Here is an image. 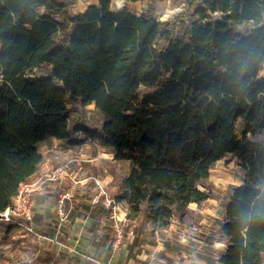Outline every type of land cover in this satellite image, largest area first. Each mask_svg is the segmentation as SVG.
Listing matches in <instances>:
<instances>
[{"label":"trees","instance_id":"obj_1","mask_svg":"<svg viewBox=\"0 0 264 264\" xmlns=\"http://www.w3.org/2000/svg\"><path fill=\"white\" fill-rule=\"evenodd\" d=\"M98 1L72 16L62 0H0V214L53 138L128 162L115 200L129 218L144 212L153 233L208 200L203 182L230 156L245 176L225 206L218 261L264 264V0H185L175 33ZM77 102L95 104L101 130L73 123Z\"/></svg>","mask_w":264,"mask_h":264},{"label":"crops","instance_id":"obj_2","mask_svg":"<svg viewBox=\"0 0 264 264\" xmlns=\"http://www.w3.org/2000/svg\"><path fill=\"white\" fill-rule=\"evenodd\" d=\"M86 145L69 147L55 138L38 145L43 161L29 182L43 179L34 195L36 234L0 225V263L7 264L12 259V264H187V260L180 261L181 256H176L171 249L174 224L165 230L168 235L161 236L158 230L154 235L144 212L145 222L126 219L121 224L124 238L121 245L115 243L113 216L103 203H98L97 196L92 197L96 177L90 171L91 166L83 170L85 159L70 155L73 148L83 150ZM72 160L77 162L73 164ZM66 163H70L78 184L44 179L47 172ZM66 192H70L71 198L65 202L67 215L62 218L57 206ZM218 260L215 258L214 264H219ZM198 264L209 263L200 259Z\"/></svg>","mask_w":264,"mask_h":264},{"label":"rangeland","instance_id":"obj_3","mask_svg":"<svg viewBox=\"0 0 264 264\" xmlns=\"http://www.w3.org/2000/svg\"><path fill=\"white\" fill-rule=\"evenodd\" d=\"M62 1L69 2V12L72 16L86 11L89 6L99 5L98 0ZM124 8L141 15H153L161 23H169L170 30L175 33L178 31L176 28L180 26L181 15L186 13L188 9V4L185 0H144L141 2L125 0L124 5L118 8L114 4V0H112L111 9L113 11H120ZM188 20V18H185L186 22ZM251 28V24H245L239 26L238 31L246 35ZM262 75H264V70ZM68 107L72 111L73 123H77V120H79L86 123L93 130H101L104 118L94 103L84 106L82 103L77 102L72 105L69 104ZM80 137L84 138V135L80 134ZM85 144L87 145L84 146L83 150L73 148V152L70 155L82 156L85 159V162H82L83 170L87 166H91L90 171H92L93 177L100 180L105 190L115 198L125 175H127L130 169L129 163L116 160L113 151L98 142L88 141ZM76 162V160H72L73 164ZM244 176L245 173L237 161L228 156L214 166L210 177L203 182V187L211 194V197L201 204L194 203L185 209L177 208L175 210L171 221L175 227L170 237V244L175 255L181 256L180 261L187 260V264H198L200 259H205L209 264H214L215 258H219V250L226 246L224 238L221 235V224L225 215V206L233 190L243 182ZM94 182L92 183V188H95V190L92 191V197L97 196L98 203H102L103 197L100 195L101 191ZM109 211L112 216H115L112 219L110 218L113 221L114 228H116L115 234H117L118 228L123 232L121 224L126 222V219L144 220L145 222L144 214L129 218V208L125 203H119V209L116 214H112L111 210ZM170 227L159 229L160 235H168L165 230ZM114 239L117 240V237L115 236ZM12 262L11 259V262L7 264H12Z\"/></svg>","mask_w":264,"mask_h":264},{"label":"built area","instance_id":"obj_4","mask_svg":"<svg viewBox=\"0 0 264 264\" xmlns=\"http://www.w3.org/2000/svg\"><path fill=\"white\" fill-rule=\"evenodd\" d=\"M44 179L55 182L70 181L74 185L79 183L75 175L72 174L70 163L57 166L55 169L47 172L44 176ZM42 180L43 179L36 180L31 183L22 184L18 194L13 199L12 204L0 214V225L6 224L12 227L20 228L25 232L36 234V210L34 195L39 190V186ZM94 181L101 191L100 195L103 197L102 203L104 207L108 210H111L112 214H116L118 212L119 203L105 190L100 180L95 178ZM70 198V192H66L59 200L57 211L59 216H61L62 218L66 217L67 215L65 202ZM116 235V244L119 245L122 243L124 238L123 232L120 228L117 229Z\"/></svg>","mask_w":264,"mask_h":264},{"label":"bare ground","instance_id":"obj_5","mask_svg":"<svg viewBox=\"0 0 264 264\" xmlns=\"http://www.w3.org/2000/svg\"><path fill=\"white\" fill-rule=\"evenodd\" d=\"M124 3H125V0H114V4L118 7V8H120V7H122L123 5H124ZM116 11V10H115ZM117 12V11H116Z\"/></svg>","mask_w":264,"mask_h":264}]
</instances>
